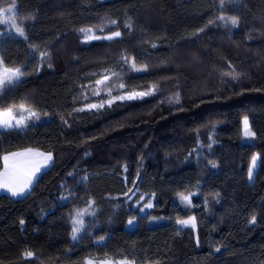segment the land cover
Here are the masks:
<instances>
[{
    "label": "trees",
    "instance_id": "trees-1",
    "mask_svg": "<svg viewBox=\"0 0 264 264\" xmlns=\"http://www.w3.org/2000/svg\"><path fill=\"white\" fill-rule=\"evenodd\" d=\"M13 4L26 38L0 24V59L26 75L0 105L25 103L40 119L0 130V171L4 155L26 149L53 164L25 197L0 195V264H86L105 253L134 264H264V0H0V10ZM98 27L120 36L85 42L80 29ZM108 75L115 95L154 92L86 110ZM89 209L73 240V220ZM189 217L195 229L177 225Z\"/></svg>",
    "mask_w": 264,
    "mask_h": 264
},
{
    "label": "snow or ice",
    "instance_id": "snow-or-ice-1",
    "mask_svg": "<svg viewBox=\"0 0 264 264\" xmlns=\"http://www.w3.org/2000/svg\"><path fill=\"white\" fill-rule=\"evenodd\" d=\"M221 6H223V0H221ZM5 13H13V15H5ZM15 13L16 8L15 4H13L12 7H8L7 9L0 10V24L8 25L10 24L13 28H15V32L21 36L25 37V30L23 27L18 26L15 19ZM25 19H34V17H25ZM221 20H225V17L221 16L219 17ZM112 23H115L113 21ZM226 23H231L232 25L238 24V18L237 17H228ZM82 33L85 34V40H91V39H100V37H97L92 34V29H80ZM203 31V29H201ZM120 36V32H114L112 36L104 37L105 39H112L113 37ZM26 38V37H25ZM155 47V45H153ZM43 55V54H42ZM135 64L133 63V68H135ZM137 71H141L143 69L137 68ZM26 75L25 72L21 71V68L16 67H8L4 64L3 60L0 59V97H3L8 90L9 86L15 84L20 80V77ZM109 77L105 76L104 80H97L96 84L101 85L104 84L106 80H108ZM121 88L124 87L123 84L120 85ZM94 95H99V92L96 91L93 93ZM108 94L111 95V89L108 90ZM150 93H139V96L148 95ZM133 99L134 95H128L127 97L124 96H118L114 99ZM113 100H108L107 103L111 105ZM104 104L101 103L100 105L96 104H89L87 107L92 108H98L103 107ZM84 109H78V111H83ZM32 119L39 120L40 116L37 112L33 111L30 106H27L25 103H20L19 105H10V106H3L0 105V129H13V128H19L23 129L28 127V122ZM245 124V135L251 136L254 135V133L250 132L248 130V121L247 118L244 120ZM30 155H35L36 157H39V160H32L28 158ZM52 159L51 153L45 154L42 152H36L32 153V150L29 149L27 152H17V153H11L9 155H6L3 157L4 160V172L0 173V188L6 189L8 192L12 194V196H19L23 195L26 190L30 188V186L33 184L34 179L37 178L36 174L41 171L42 166H46L48 161ZM256 160L257 157L252 158L251 166L248 169V178L249 180L253 179V169L256 167ZM216 165L213 163V167ZM180 199L182 202H185L188 205H191V199L189 196H185L183 194H179ZM147 208L153 207L151 203H147L145 205ZM82 215L81 213H77V217ZM155 219V218H154ZM252 222H255V217L252 218ZM132 221H129V224H131ZM177 223L182 226H189L191 225L193 228H195V217H189L188 219H178ZM21 224H23V221H21ZM83 225V221L79 218H76L73 220V240H75L76 233H78L81 229V226ZM100 240L103 241L104 237H100ZM219 251V249H216ZM25 255L27 257L33 256L32 252H26ZM86 264H114L111 257L108 256L107 253H105V259L96 261V259L89 258L86 260ZM115 264H134V261H130L127 258L115 261Z\"/></svg>",
    "mask_w": 264,
    "mask_h": 264
},
{
    "label": "rangeland",
    "instance_id": "rangeland-1",
    "mask_svg": "<svg viewBox=\"0 0 264 264\" xmlns=\"http://www.w3.org/2000/svg\"><path fill=\"white\" fill-rule=\"evenodd\" d=\"M5 15H9V16H11V15H13V13H5ZM1 25L4 26V27L6 28L5 31H4L5 34H8V35H9V34H14V35H16V36H19V35L15 32V28H13L10 24H8V25L1 24ZM103 28H104V27L91 28V29H92V34L95 35V36H97V37H100V39L85 40V34L83 33L85 42H92V41H95V40L105 39L104 37H107V36H112V35H104V34H101V32H103V30H104ZM114 37H115V36H114ZM114 37H113V38H114ZM106 40H108V39H106ZM111 76H112V75H108L109 79H110ZM20 79H22V77H20ZM109 79H108V80H109ZM100 80H104V77H103L102 79H100ZM108 80H106L105 83H104V84H101V85H97V84H95V85L93 86V88L91 89L93 93L96 92V91L99 92V95H94V94H93V96H95V97L97 98V102L92 103V104L100 105L101 103H103L104 106H103V107H98V108H92V109H90V108L87 107V106H88V105H87V106L85 107L86 110H99V109H102V108H104V107H109V106H111L112 104H114L115 102H118V101H133V100L141 99V98H143V97H145V96H147V95L139 96V95H138L139 93H150V94H152V93L154 92V88H151V89H149L147 92H130V93H127V92H126V93H121V94H119V95H115V94H113V92H112V90H111V95H109V94H108V90H109L110 88L107 87ZM150 94H148V95H150ZM128 95H134V98H133V99H127V98H125V99H114L115 97H118V96H124V97H127ZM108 100H113V102L111 103V105H109V104L107 103ZM248 130L250 131L249 126H248ZM250 132H251V131H250ZM244 133H245V124H244V120H243V134H244ZM244 137H245L247 140H250V139L253 137V135H251V136H246V135L244 134ZM27 150H29V149L22 150V151H17V152H21V153H23V152H27ZM31 150H32V153L41 152V151L34 150V149H31ZM17 152H13V153H17ZM42 153L48 154V153H46V152H42ZM10 154H11V153H10ZM7 155H9V154H7ZM51 155H52V154H51ZM4 156H6V155H4ZM4 156H3V157H4ZM255 157H257V160H256V167L253 169V179H254L255 172H256V168H257V164H258V156H255ZM28 158H30V159H32V160H34V161L40 159L39 157H36L35 155H30ZM251 163H252V162H251ZM52 164H53V155H52V159H51L50 161H48L47 165H46V166H42V167H41V171H40L39 173L36 174L37 178H38L43 172L47 171V170L52 166ZM250 166H251V165H250ZM3 172H4V160H3V158H2V170L0 171V173H3ZM37 178L34 179L33 184L30 186V188H29L28 190L25 191V193H24L23 195L12 196V194H11L10 192H8L6 189H2V188H0V195H6V196H9V197H11V198H13V199H20V198H23V197H25V196L28 194V192L30 191V189H31L32 186L34 185V183H35V181L37 180ZM253 179L250 180V181L252 182ZM150 203L153 205V202H150ZM151 209H152V207H151V208H147V207L144 206V207L142 208V210H141V213H142L143 215H145V214H147V212L150 211ZM90 210H91V209H89L88 211L79 212V213H81L82 215H80L79 217H77V216L75 217V219H76V218H79V219H81V220L83 221V225L81 226L80 231H79L78 233H76V237L79 235V233L81 232L82 228L84 227V224H85V223H84V219H85V217L91 214V213H90ZM158 222H159V220H152V223H158ZM161 222H162V221H161ZM177 225H178L179 227H181V228H193L191 225H189V226H182V225H180V224H178V223H177ZM193 229H195V228H193ZM113 262H114V264H115V261H114V260H113Z\"/></svg>",
    "mask_w": 264,
    "mask_h": 264
},
{
    "label": "crops",
    "instance_id": "crops-1",
    "mask_svg": "<svg viewBox=\"0 0 264 264\" xmlns=\"http://www.w3.org/2000/svg\"><path fill=\"white\" fill-rule=\"evenodd\" d=\"M14 129V128H13ZM1 131L11 130V129H0Z\"/></svg>",
    "mask_w": 264,
    "mask_h": 264
}]
</instances>
